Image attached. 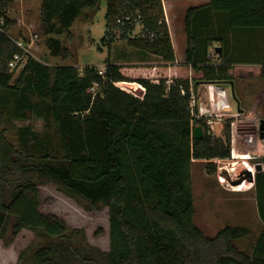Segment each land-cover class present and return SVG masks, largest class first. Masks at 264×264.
Here are the masks:
<instances>
[{
	"label": "trees",
	"instance_id": "trees-1",
	"mask_svg": "<svg viewBox=\"0 0 264 264\" xmlns=\"http://www.w3.org/2000/svg\"><path fill=\"white\" fill-rule=\"evenodd\" d=\"M40 1L36 35L44 39L49 57L71 60L70 51L56 37L71 39L70 28L83 12H93L106 2L107 45L111 33L119 29L120 39L129 47L158 57L163 64L136 68L111 64L107 58L102 78L98 67L79 70L30 60L13 76L6 64L18 50L0 34V92L19 96L15 118L24 119V112L35 111L31 99L41 100L62 151L59 157L20 153L6 137L0 110V240L4 246L27 230L43 241L34 250L20 253L23 264H264V230L248 253L235 244L249 236L247 229L226 227L210 239L193 223L191 163L229 158L230 120L223 137L215 138L206 123L192 117L189 107L191 86L196 91L205 83L234 82L236 92L238 81H264V62L239 65L226 56V63L214 64L208 55V42L219 44L218 59L228 54L223 53L221 39L226 31L235 35L264 30V0H207L188 9L182 64L175 62L163 0ZM10 2L0 0L6 28L16 25L6 15ZM152 8L155 12H149ZM214 15L224 21L225 30L216 29L215 36L201 39V29L211 27L204 24L205 18ZM138 21L144 36L131 39ZM136 69L144 70L134 74ZM116 83L133 85L131 93ZM93 85L98 93L92 100L88 90ZM194 127L201 128V140L194 139ZM23 132L30 135L23 139L25 148L33 146L40 154L43 146L38 137L28 129ZM259 163L264 167V158ZM206 170L209 175L216 172L210 163ZM46 182L92 208L108 209L107 253L88 246L81 230H68L62 220L41 213L39 187ZM253 189L264 224V170L254 175Z\"/></svg>",
	"mask_w": 264,
	"mask_h": 264
},
{
	"label": "rangeland",
	"instance_id": "rangeland-1",
	"mask_svg": "<svg viewBox=\"0 0 264 264\" xmlns=\"http://www.w3.org/2000/svg\"><path fill=\"white\" fill-rule=\"evenodd\" d=\"M161 1L162 14L164 16L165 25L168 29L165 19V9ZM40 0H11L6 15L9 19L16 21L19 29L22 32L32 30L35 34L38 33L39 27V10ZM173 8H169L170 26H174L177 31L174 34V43H176L177 57H183L185 51V31L183 27L184 7H179L178 2H175ZM152 8L149 12H155ZM107 12V3L101 2L98 9L93 12L84 11L83 15L78 18L70 28L71 39L66 40L64 35L57 36L60 41L71 53V60L61 61L58 58H51L44 46V39L36 42L35 57L38 62L48 66H74L82 70L86 66H94L102 68L107 58L113 64H122L136 68L146 66H157L161 63L158 57L145 52L133 49L127 45L125 41L120 39V30H114L112 41L107 45L109 35H105V15ZM215 13V12H213ZM226 16L224 13H215ZM214 15L206 17L204 24L211 23V27L206 26L200 31L201 39H210L211 35H216V29H224V21ZM212 19V21H211ZM227 19V18H226ZM208 29V31H207ZM210 30V35L207 36ZM222 34H220L221 36ZM144 36L141 22L138 21L134 26V31L129 34L131 39H139ZM212 36V37H213ZM241 40H239L237 37ZM220 38V37H219ZM224 41L222 46L223 53L228 54L221 59L212 49L219 46L217 42H208V55L214 64L226 63L225 59L230 58L231 61L239 65H248L251 63L264 62V30L254 31L251 33L231 34L226 31V34L221 38ZM182 45L183 50L179 48ZM179 48V50H178ZM181 51V54H180ZM222 53V52H221ZM228 56V58H226ZM162 64V63H161ZM134 74L143 73L144 69H136ZM133 85L127 84L128 89ZM226 89V97L232 105V110L224 111V114H236L237 118H233L229 123L230 149L234 148L235 159H231L229 155L228 163H219L218 165H228L230 171V179L238 176L243 177V182H246L242 192H234L226 184H219L218 178L221 176L217 171L213 175H209L206 166L209 162L193 161L190 167V187L193 199V223L197 229L207 238H214L215 235L226 227H241L247 229L250 233L244 240L236 242V247L240 251L249 252L255 244L260 233L261 226L256 215L254 202L253 184L243 171L245 162L248 167L255 171V166L264 158V140L256 139L254 144L245 149V143H248L250 128L246 127L245 121H253L259 125V121L264 120V81L259 79L238 81L235 87V96L240 102L241 114L237 113L235 103L230 95V87L221 85ZM199 87L194 91V96L201 97ZM18 95H12L10 92H0V110L4 114V128L8 141L22 154H33L40 157L44 155H52L59 157L62 153L60 149V137L58 136L52 118L49 113L45 112V104L38 99H31V104L34 106V112H24L26 118H15L14 107ZM229 121V120H226ZM213 121L209 130L215 138L223 137V130L227 122ZM232 124V127H231ZM249 125V123H248ZM209 127V126H208ZM196 128V127H194ZM28 129L31 134H35L43 146V151L39 154L25 148L24 137L30 138V135H24L23 130ZM234 132V144H231V131ZM245 140V143H244ZM35 146V144H34ZM244 163V164H243ZM225 173V172H224ZM256 172H254V175ZM225 175H228L225 173ZM251 175V174H250ZM227 178V181L229 180ZM30 182L38 181L35 177H23ZM251 189V190H249ZM239 191V190H238ZM40 210L44 215L55 216L62 220L68 230H81L84 236L85 243L102 252L107 253L109 250V235H108V209L104 206L92 208L87 203L80 199H74L68 196L56 184L46 182L39 187ZM43 240L33 232L22 230L13 242L5 247L3 241L0 240V264H23L19 261L20 253L24 251H32ZM26 260H28L26 258ZM27 262L26 264H29Z\"/></svg>",
	"mask_w": 264,
	"mask_h": 264
},
{
	"label": "built area",
	"instance_id": "built-area-1",
	"mask_svg": "<svg viewBox=\"0 0 264 264\" xmlns=\"http://www.w3.org/2000/svg\"><path fill=\"white\" fill-rule=\"evenodd\" d=\"M16 22V21H15ZM19 25L16 23V25L12 28H6L5 27V20L4 18H0V34L5 36L10 43L18 50L15 54H13L9 60L7 61L6 68L8 73L12 74L13 76L19 75L28 62L30 60H36L35 52L37 50L36 48V42L38 39V36L32 32V30H28L27 32L20 31ZM105 72L104 66L102 68H99L97 73L100 77L103 78ZM117 87L130 91L127 87V83H116ZM200 89L203 91L201 92V97L194 96V91L192 90V86L190 89V112L192 117L195 120L203 121L206 123L209 128L213 121L220 122L221 120H231L233 118H237L238 115L236 114H230L226 115L224 114V111L226 110H232V105L229 103L227 97H226V89L222 88L221 85L215 84V83H205L201 84ZM88 93L91 94L92 100L98 93V86L93 85L89 90ZM131 93V91H130ZM232 127V124H231ZM234 130L231 131V144H234ZM234 148L231 147L230 149V158L233 160L235 159ZM229 158L227 159H213L210 162L212 165L215 166L216 171L219 175H221L218 180L219 184H226L230 190L233 191V187L231 185L232 182L237 181L239 178L238 176H235L234 178L230 179V171L232 169L228 170L227 166ZM228 163V165H218L219 163ZM244 164V163H243ZM264 170V169H262ZM243 171H248L252 178H254V170L251 169V167H248L247 163L245 162ZM228 175H225V173ZM229 177V180L227 181V178ZM253 184V183H252Z\"/></svg>",
	"mask_w": 264,
	"mask_h": 264
},
{
	"label": "crops",
	"instance_id": "crops-1",
	"mask_svg": "<svg viewBox=\"0 0 264 264\" xmlns=\"http://www.w3.org/2000/svg\"><path fill=\"white\" fill-rule=\"evenodd\" d=\"M175 2H178V6L179 7H186L185 8V12L188 10V9H191V8H194V7H199V6H202V5H205V4H207L208 3V1L207 0H168V1H164L163 0V3H162V5H163V7H164V9H165V19H166V23H167V26H168V32H169V36H170V40H171V45H172V48H173V51H174V55H175V62H176V64H182L183 63V57L182 58H178L177 57V49H176V43H174V34H176L177 33V31L175 30V27L174 26H170V21H169V15H168V13H167V10H170L169 8H173L174 6H177V5H174L175 4ZM185 12H184V14H185ZM184 45H185V50H186V44L184 43ZM180 47V49H181V51L183 50V48H182V45H179ZM214 47V46H213ZM216 47V46H215ZM179 48H178V50H179ZM181 51H180V54H181ZM182 55V54H181ZM111 64H113L112 62H110ZM162 63V62H161ZM160 63V64H161ZM163 64V63H162ZM118 65H122V64H118ZM225 86V85H224ZM260 164V163H259ZM262 165V164H261ZM262 172V171H261ZM239 193V192H238ZM254 202H255V210H256V215H257V218L259 219V217H258V214H257V208H256V201H255V194H254ZM259 224H260V226L262 227L261 228V230H260V233H259V235H258V237H257V240H258V238L260 237V235H261V233H262V230H264V224H262V222H261V220L259 219ZM257 240H256V242H257ZM256 242H255V244H256ZM255 244L253 245V247L255 246ZM253 247L251 248V250L248 252V253H251V251H252V249H253Z\"/></svg>",
	"mask_w": 264,
	"mask_h": 264
},
{
	"label": "water",
	"instance_id": "water-1",
	"mask_svg": "<svg viewBox=\"0 0 264 264\" xmlns=\"http://www.w3.org/2000/svg\"><path fill=\"white\" fill-rule=\"evenodd\" d=\"M214 51H215V53H217L218 56L220 55V48L219 47H215ZM226 85L230 87V95H231V98H232L233 102L235 103V108L237 110V113L238 114H241L243 111L240 109V102L237 99V97L235 96V92H234V82H229ZM260 132H261L260 138L262 140H264V120H261L260 121ZM192 133H193V137H194L195 140L198 141V140H201L202 139V130H201L200 127L194 128L192 130ZM262 169H264V167H262L261 164H257L255 166V172L256 173L261 172ZM244 175L249 178V181L251 183L254 182V178H252V176L250 175V173L248 171H245ZM243 180H244L243 177H241L237 181L232 182L231 185L232 186H237L238 184H241L243 182Z\"/></svg>",
	"mask_w": 264,
	"mask_h": 264
},
{
	"label": "flooded vegetation",
	"instance_id": "flooded-vegetation-1",
	"mask_svg": "<svg viewBox=\"0 0 264 264\" xmlns=\"http://www.w3.org/2000/svg\"><path fill=\"white\" fill-rule=\"evenodd\" d=\"M245 122H246L245 126L250 128L249 131H248V134H249V140H247L248 143H245V140H244L245 149H247L249 145L254 144L256 142V139L258 137H259V139H261L260 138L261 132H260V121H259V125H256V123L253 122V121H245ZM248 123H249V125H248Z\"/></svg>",
	"mask_w": 264,
	"mask_h": 264
},
{
	"label": "bare ground",
	"instance_id": "bare-ground-1",
	"mask_svg": "<svg viewBox=\"0 0 264 264\" xmlns=\"http://www.w3.org/2000/svg\"><path fill=\"white\" fill-rule=\"evenodd\" d=\"M245 185H246V182L244 181V182H242L241 184H238L237 186H234L232 189H233V191L234 192H242V191H247V190H244L243 188L245 187ZM239 190V191H238ZM249 190H251V189H249Z\"/></svg>",
	"mask_w": 264,
	"mask_h": 264
}]
</instances>
